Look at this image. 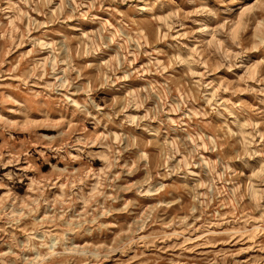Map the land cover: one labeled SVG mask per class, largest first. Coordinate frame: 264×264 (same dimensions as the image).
<instances>
[{
    "label": "rangeland",
    "instance_id": "obj_1",
    "mask_svg": "<svg viewBox=\"0 0 264 264\" xmlns=\"http://www.w3.org/2000/svg\"><path fill=\"white\" fill-rule=\"evenodd\" d=\"M0 264H264V0H0Z\"/></svg>",
    "mask_w": 264,
    "mask_h": 264
}]
</instances>
